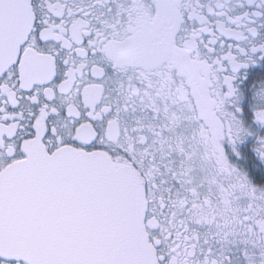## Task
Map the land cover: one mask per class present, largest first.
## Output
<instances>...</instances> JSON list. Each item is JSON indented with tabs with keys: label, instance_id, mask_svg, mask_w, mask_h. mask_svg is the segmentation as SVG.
Returning <instances> with one entry per match:
<instances>
[{
	"label": "snow or ice",
	"instance_id": "6c2138e0",
	"mask_svg": "<svg viewBox=\"0 0 264 264\" xmlns=\"http://www.w3.org/2000/svg\"><path fill=\"white\" fill-rule=\"evenodd\" d=\"M261 129L264 0H0V264H264Z\"/></svg>",
	"mask_w": 264,
	"mask_h": 264
},
{
	"label": "flooded vegetation",
	"instance_id": "af4514ba",
	"mask_svg": "<svg viewBox=\"0 0 264 264\" xmlns=\"http://www.w3.org/2000/svg\"><path fill=\"white\" fill-rule=\"evenodd\" d=\"M261 132L264 133V129H261ZM251 179L253 180V183H258L260 178L258 176H253Z\"/></svg>",
	"mask_w": 264,
	"mask_h": 264
}]
</instances>
